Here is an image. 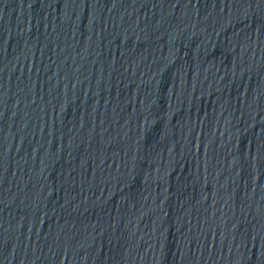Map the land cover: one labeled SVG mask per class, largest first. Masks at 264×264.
Returning <instances> with one entry per match:
<instances>
[{"label": "water", "instance_id": "obj_1", "mask_svg": "<svg viewBox=\"0 0 264 264\" xmlns=\"http://www.w3.org/2000/svg\"><path fill=\"white\" fill-rule=\"evenodd\" d=\"M0 264H264V0H0Z\"/></svg>", "mask_w": 264, "mask_h": 264}]
</instances>
